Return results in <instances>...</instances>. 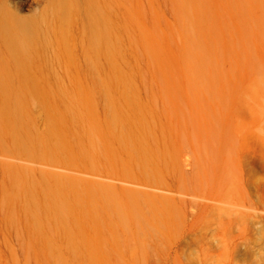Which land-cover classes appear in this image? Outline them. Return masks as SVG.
Returning a JSON list of instances; mask_svg holds the SVG:
<instances>
[{"label":"rangeland","instance_id":"374dc122","mask_svg":"<svg viewBox=\"0 0 264 264\" xmlns=\"http://www.w3.org/2000/svg\"><path fill=\"white\" fill-rule=\"evenodd\" d=\"M118 2L98 68L39 30L28 81L0 71V264H264V0ZM124 119L173 199L112 180Z\"/></svg>","mask_w":264,"mask_h":264},{"label":"bare ground","instance_id":"6f19581e","mask_svg":"<svg viewBox=\"0 0 264 264\" xmlns=\"http://www.w3.org/2000/svg\"><path fill=\"white\" fill-rule=\"evenodd\" d=\"M45 2L40 15L21 18L9 12L6 0H0V37L2 36L0 71L4 79L6 76L10 78L8 69L24 71L26 75L23 74L22 82H26L29 78L26 64L30 61V55L36 53V45L41 38L39 30L49 37L44 40V45L47 46L50 39L52 48L65 53H69V48L63 44L70 41L74 51L69 54L75 62L82 61L79 67L84 68V62L88 59L91 65L87 64L92 68H98V63L102 59H112L116 36L114 25L119 16L118 0H46ZM108 68L110 71L114 69L110 62ZM114 122L119 128L113 129H121L120 135L115 136V143L123 161L122 172L112 180L120 181L122 187L131 191L136 199L144 193L155 197L161 196L164 201L173 199L159 193L164 192L168 184L163 174L165 166L163 164L158 166L159 155L146 135L144 124L141 123L139 129L127 125V119ZM140 204L149 207L144 196ZM161 205L164 208L172 207L168 202L163 201Z\"/></svg>","mask_w":264,"mask_h":264}]
</instances>
